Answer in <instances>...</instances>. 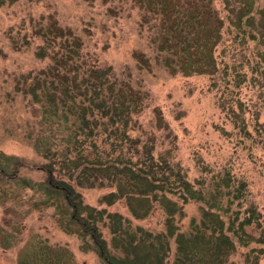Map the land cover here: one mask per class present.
<instances>
[{
	"label": "rangeland",
	"instance_id": "374dc122",
	"mask_svg": "<svg viewBox=\"0 0 264 264\" xmlns=\"http://www.w3.org/2000/svg\"><path fill=\"white\" fill-rule=\"evenodd\" d=\"M246 3L250 11L239 24L238 10ZM213 5L224 23L215 50L218 70L188 74L173 73L162 63L151 41L153 20L143 19L144 10L135 0H6L0 4V152L30 165L22 167L25 177L44 179L45 172L37 166L48 159L37 150L36 139L51 132L50 126L58 134V124L42 122L41 103L26 86L51 63L50 56L41 58L37 52L45 43L42 28L55 21L80 37L90 62L112 66L118 78L142 91L141 105L128 129L141 149L149 144L156 158L178 164L198 188L226 176L245 184L242 210L251 206L254 214L241 211L239 216L255 215L257 223L247 229L259 237L264 232V0H213ZM137 53L146 55L150 64L142 67ZM2 186L7 197L0 203V264H18L21 253L39 238L67 246L78 264H103L95 250L83 249L79 234L61 227L55 206L34 205L41 193ZM77 189L87 204L118 211L134 225L154 232L165 229L166 213L158 202L148 216L135 218L125 198L111 205L102 202L115 185ZM171 196L183 205L175 216L176 225L189 230L192 219H200L205 203L184 202L177 193ZM226 198L231 208H240L231 194ZM101 230L110 243L109 227L101 223ZM170 247L167 264H173L176 254L175 236ZM252 248L264 264V241L238 244L229 264H250L247 253Z\"/></svg>",
	"mask_w": 264,
	"mask_h": 264
},
{
	"label": "trees",
	"instance_id": "16d2710c",
	"mask_svg": "<svg viewBox=\"0 0 264 264\" xmlns=\"http://www.w3.org/2000/svg\"><path fill=\"white\" fill-rule=\"evenodd\" d=\"M5 1L0 0V4ZM135 1L144 10L143 19L153 20L149 22L155 27L151 41L170 71L218 70L215 50L224 23L213 0ZM247 4L238 10L239 24L250 11ZM42 31L45 43L37 55L50 56L51 63L32 76L26 90L41 103L42 122L52 125L56 121L59 132L50 126L51 132L36 139L37 150L48 159L37 166L45 172L44 179L25 177L22 167L31 166L0 152V203L7 197L2 183L41 193L34 205L55 206L61 227L79 234L83 249L95 250L103 264H167L174 236L177 249L173 264H229L238 244L264 241V232L255 237L247 229L257 220H253L251 206L242 210L244 183L236 184L226 176L198 188L178 164L156 158L149 144L141 149L128 129L141 105L142 91L118 78L112 66L90 62L80 37L70 29L52 21ZM135 55L142 67L150 64L143 53ZM105 184L115 185V189L105 193L102 202L111 205L125 198L135 218L148 216L158 202L166 213L165 229L154 232L134 225L118 211L87 204L77 189ZM176 193L184 202L196 199L205 203L200 219H192L189 230L182 231L175 223L183 208L171 196ZM227 194L232 202L239 200L240 208H231ZM241 211L253 214L240 219ZM101 223L112 233L110 243L103 237ZM247 260L262 264L255 248L247 253ZM18 264L78 261L67 246L39 238L21 253Z\"/></svg>",
	"mask_w": 264,
	"mask_h": 264
}]
</instances>
